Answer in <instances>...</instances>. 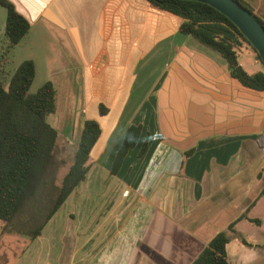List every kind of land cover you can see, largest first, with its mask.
I'll use <instances>...</instances> for the list:
<instances>
[{
  "label": "crops",
  "instance_id": "1",
  "mask_svg": "<svg viewBox=\"0 0 264 264\" xmlns=\"http://www.w3.org/2000/svg\"><path fill=\"white\" fill-rule=\"evenodd\" d=\"M11 1L36 25V50L54 54L51 67L81 70L84 122L98 120L102 132L86 178L0 264H191L234 221L251 245L233 236L232 263L263 262L264 91L149 0ZM241 1L264 22V0ZM239 62L264 71L248 43ZM131 124L140 136L112 174Z\"/></svg>",
  "mask_w": 264,
  "mask_h": 264
},
{
  "label": "trees",
  "instance_id": "2",
  "mask_svg": "<svg viewBox=\"0 0 264 264\" xmlns=\"http://www.w3.org/2000/svg\"><path fill=\"white\" fill-rule=\"evenodd\" d=\"M149 1L181 16L183 22L180 30L218 51L228 62L231 75L243 85L264 91V71L250 73L239 62L240 52L245 43L250 42L225 14L197 0ZM237 1L253 13L243 1ZM0 5L7 11L4 34L9 51L28 34L31 25L11 0H0ZM3 54L5 56L6 53ZM0 57L2 60L3 55ZM35 74V62L28 58L17 66L7 83L0 78V220L4 223L3 231L8 227L22 230L29 235V240L41 234L47 221L86 178L90 152L102 132L98 120H85L73 162L61 183L57 184L56 174L62 163L56 155L58 131L48 121V116L56 110L57 92L51 80L44 82L35 92L30 91ZM100 112H107L103 104L100 105ZM141 130L140 124H131L127 128L111 165L112 174L118 173L129 149L136 145ZM146 148L144 143L140 156ZM189 153V150L186 151V155ZM44 186L54 188V198L43 221L36 226L33 219L46 205L40 194ZM263 193L264 188L260 191V194ZM35 199L36 203L33 204ZM26 208L31 209L32 221L26 218L23 221L26 224L24 228L16 227L17 218ZM249 219L260 223L258 218ZM235 223H230L226 229L216 233L191 264H233L227 251V243L233 235L244 244L251 245L236 230Z\"/></svg>",
  "mask_w": 264,
  "mask_h": 264
},
{
  "label": "rangeland",
  "instance_id": "3",
  "mask_svg": "<svg viewBox=\"0 0 264 264\" xmlns=\"http://www.w3.org/2000/svg\"><path fill=\"white\" fill-rule=\"evenodd\" d=\"M6 16V9L0 6V56L3 55L2 60L0 57V78L7 83L17 66L23 60L30 58L34 60L36 66V74L30 91L35 92L47 80H51L56 88V110L48 116V121L58 131L56 155L62 163L59 165L56 174V183L60 184L73 162L84 123V85H82L78 75L81 74V70L78 73V70L71 67V65L62 68L56 63L51 67L52 63L49 55L53 56L54 54L36 50V25L20 43L7 51L8 40L4 34ZM3 53H6L5 56ZM40 194L41 198L45 199L46 205L37 215L34 214L35 219L33 220L35 221L33 222L36 226L43 221L49 209V205L54 198V188L44 186ZM34 202L36 203V199L32 203L34 204ZM30 210L26 208L21 212L15 222L16 227L24 228L26 224L23 221L26 218L32 219L30 218ZM3 225L4 223L0 220V261L9 260L12 262L25 248L29 241V235L22 230L17 231L10 227L3 231ZM250 229L252 228L250 227ZM261 263L264 264V261L257 262V264Z\"/></svg>",
  "mask_w": 264,
  "mask_h": 264
},
{
  "label": "water",
  "instance_id": "4",
  "mask_svg": "<svg viewBox=\"0 0 264 264\" xmlns=\"http://www.w3.org/2000/svg\"><path fill=\"white\" fill-rule=\"evenodd\" d=\"M215 7L225 14L244 34L256 49L264 63V25L245 6L237 0H197Z\"/></svg>",
  "mask_w": 264,
  "mask_h": 264
}]
</instances>
